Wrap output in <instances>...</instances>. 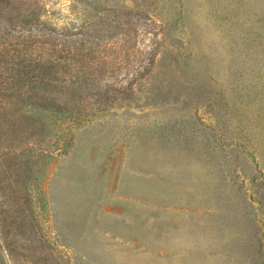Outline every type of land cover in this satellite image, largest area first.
Returning a JSON list of instances; mask_svg holds the SVG:
<instances>
[{
    "label": "rangeland",
    "instance_id": "rangeland-1",
    "mask_svg": "<svg viewBox=\"0 0 264 264\" xmlns=\"http://www.w3.org/2000/svg\"><path fill=\"white\" fill-rule=\"evenodd\" d=\"M0 264H264V0H0Z\"/></svg>",
    "mask_w": 264,
    "mask_h": 264
},
{
    "label": "trees",
    "instance_id": "trees-1",
    "mask_svg": "<svg viewBox=\"0 0 264 264\" xmlns=\"http://www.w3.org/2000/svg\"><path fill=\"white\" fill-rule=\"evenodd\" d=\"M28 38L30 39L29 46L33 49L30 57L26 58L25 61L18 57L21 65L16 68V71L19 72L20 79L39 82L49 89H56L64 80V77L59 75L64 67L67 68L66 72H69L73 78L80 75L74 49L71 48L67 56L61 49L64 47V38L50 37L48 34L35 31L31 32ZM69 42L71 43V40ZM65 43L67 42L65 41ZM87 76V74H83L75 81L82 80Z\"/></svg>",
    "mask_w": 264,
    "mask_h": 264
}]
</instances>
